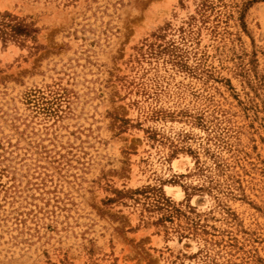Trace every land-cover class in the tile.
<instances>
[{
	"label": "rangeland",
	"instance_id": "obj_1",
	"mask_svg": "<svg viewBox=\"0 0 264 264\" xmlns=\"http://www.w3.org/2000/svg\"><path fill=\"white\" fill-rule=\"evenodd\" d=\"M0 264H264V0H0Z\"/></svg>",
	"mask_w": 264,
	"mask_h": 264
},
{
	"label": "bare ground",
	"instance_id": "obj_2",
	"mask_svg": "<svg viewBox=\"0 0 264 264\" xmlns=\"http://www.w3.org/2000/svg\"><path fill=\"white\" fill-rule=\"evenodd\" d=\"M170 189V188H169Z\"/></svg>",
	"mask_w": 264,
	"mask_h": 264
}]
</instances>
